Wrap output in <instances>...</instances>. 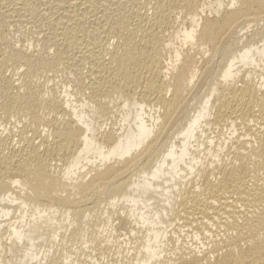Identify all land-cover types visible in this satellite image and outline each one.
<instances>
[{
  "label": "bare ground",
  "instance_id": "obj_1",
  "mask_svg": "<svg viewBox=\"0 0 264 264\" xmlns=\"http://www.w3.org/2000/svg\"><path fill=\"white\" fill-rule=\"evenodd\" d=\"M0 264H264V0H0Z\"/></svg>",
  "mask_w": 264,
  "mask_h": 264
},
{
  "label": "rangeland",
  "instance_id": "obj_2",
  "mask_svg": "<svg viewBox=\"0 0 264 264\" xmlns=\"http://www.w3.org/2000/svg\"><path fill=\"white\" fill-rule=\"evenodd\" d=\"M183 15V14H182ZM181 14H179V16H182Z\"/></svg>",
  "mask_w": 264,
  "mask_h": 264
}]
</instances>
